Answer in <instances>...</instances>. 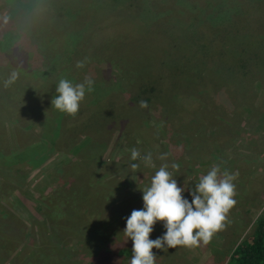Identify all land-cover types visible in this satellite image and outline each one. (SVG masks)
<instances>
[{
    "label": "rangeland",
    "instance_id": "obj_1",
    "mask_svg": "<svg viewBox=\"0 0 264 264\" xmlns=\"http://www.w3.org/2000/svg\"><path fill=\"white\" fill-rule=\"evenodd\" d=\"M15 4L19 5L12 14V5L0 4V18L14 16L12 39L23 33L32 50L41 46L47 60L51 63L55 57L59 66L53 64L56 70L36 86L42 72L48 71L46 60L42 58L44 67L31 59L21 64L18 60L26 52L17 51L12 71H2L6 79L0 82V151L12 154L10 158L17 162L18 155L26 158L40 140L45 149L30 164L11 163V168L19 166L17 171L24 169L22 174L3 173L0 167V207L31 235L30 244L24 245L17 231L19 243L11 239L16 248L5 256L4 264H58V256L66 251L79 264H129L132 245L122 232L125 218L142 207L139 190L162 164L169 166L177 185L185 187V196L214 165L221 172L235 173V204L207 244L152 249L155 264H226L264 214V73L260 69L264 0H15ZM217 16L220 19L212 21ZM228 27L233 35L226 36ZM198 30L214 39L213 45H204L207 51L195 39ZM94 43L108 50L102 56L87 52ZM115 56L124 62V69L117 66L120 72L114 64L102 63L103 58ZM228 58L245 61L246 74L234 78L235 73L226 68ZM67 62H81V68L89 66L91 71L73 68L75 76H71ZM20 67L28 68L22 70L25 78L15 75L12 83L3 86ZM102 73L109 83L125 87L126 91L112 92L116 105L127 103L132 84L155 83L165 92L151 97L146 110L137 108L138 114L129 113L102 129L65 131L54 146L49 138H40L44 127L41 131L36 127L43 123L52 134L50 120L39 119L32 130L25 128L29 109L63 116L50 105V91L39 90L48 78L46 90L61 78L74 84L90 78L92 91L85 95L100 97L109 89ZM233 78L228 86L223 83ZM227 87L232 99H237L233 104L226 97ZM83 100L79 107L84 112ZM214 129L221 136L218 140L213 138ZM132 148L141 156L150 153L152 164L131 161ZM130 163L139 167L130 169ZM173 163L176 169L171 168ZM79 178L80 184L72 182ZM34 222H43V232H37ZM163 232L162 222H157L149 238Z\"/></svg>",
    "mask_w": 264,
    "mask_h": 264
},
{
    "label": "trees",
    "instance_id": "obj_2",
    "mask_svg": "<svg viewBox=\"0 0 264 264\" xmlns=\"http://www.w3.org/2000/svg\"><path fill=\"white\" fill-rule=\"evenodd\" d=\"M49 1H52V0H49ZM132 1L133 0H130V3ZM12 2H14V3H12ZM6 3L12 5V8H11L12 11H10L11 14H12V12H15L14 6H16V8H18L17 6L19 5V4L18 5L15 4V0H0V4L4 5ZM47 4L48 3H46V5ZM125 6H134V5L129 4V3L128 4L125 3ZM46 7H51V6H46ZM22 8H23V6H22ZM25 9H27V8L25 7ZM13 17L14 16L8 15L6 17L0 18V82H2V80L6 79V76L4 75V73L2 71L5 69L12 71V67H11L12 66V59L13 60L15 59V62H17V59L15 57V53L17 51H20L19 53H23V52L25 53L26 52L25 57L22 58V60H18V61H21V64L28 61V59H31L32 64L38 63L39 65L44 67V65L41 63L42 58H43V60H46L47 63L45 62V66L48 69V71L42 72L45 74L43 76L42 75L40 76V82L37 83V85H36V86H38L42 81H44V77L47 76V73L49 74L52 72V70H56L57 66H55V65L59 66V64L56 61L57 59L54 57L53 60L51 61V63H52V65H51V63L47 60L48 56L46 57V54H44V52L41 50V46L37 47V50L36 49L32 50V48H30V46H29V41L25 40L26 38H25L23 33H19V34H21V36L17 40L12 39L11 31L15 32V29H14L15 24L13 21V19H14ZM218 17L219 16H217V18H213L212 21H217L218 19H220ZM12 25L14 27H12ZM224 32H229L226 34V36L227 35H233V33H234V32H232L231 27L225 28ZM10 35H11V37H10ZM195 39L197 40L198 45L200 46L201 49L207 48V47H204V45L205 46L207 45L209 47V45H213V43H214V39L212 38V36L203 30H198L195 33ZM25 44H27V46H25V48H24ZM260 45L264 47V44H260ZM19 46L22 47V49L19 48ZM107 50H108V48H106L102 43L101 44L100 43H94L92 45L91 49L87 50V52L98 53L102 56V54ZM204 50H206V49H204ZM32 53L34 55H32ZM102 60L101 61L103 64L104 63H106V65L114 64V67H117L118 65L119 66L122 65L121 68L124 69V67H123L124 62L121 59L117 58L116 56L103 58ZM228 60H229V62H227V61L225 62L226 68H227L228 72L235 73L234 78H236L240 73L242 74V76H244L246 74L247 69L245 68V66H246L245 61H233V59H229V58H228ZM235 60H238V59H235ZM250 60H251V62L254 61V60H252V58ZM91 61H93L91 58H87L88 63H92ZM102 63L100 66H102L103 70L106 71V66H104ZM260 63H263V64H261L262 68H260V69H262L263 73H264V60H260ZM53 64H55V65H53ZM66 64H68V62ZM214 64H217V63H214ZM249 65H250V63H249ZM16 68L18 69V67H16ZM26 68L27 67H25V68L20 67L19 68L20 70L19 71L17 70L16 73L17 74L19 73L18 75L16 74L17 78H20V77H21V79L25 78L22 75V70H24ZM31 68H33V67H31ZM67 68H68L67 72L71 76H75L74 74L72 75V73H71V70H74V69H76L78 72H84V70L91 71L89 66L85 67V69L84 68H77L75 62H73ZM117 68L120 72V67H117ZM225 74H227V73H223L222 76H224ZM36 76H37V74L33 70L32 71V77L35 78ZM81 76H83V75L81 74V75L76 76V77H81ZM119 76H120V74H119ZM102 77H103V80H102L103 83L107 84L109 86V89L106 90V92H104L105 94L102 93L100 95V97H99L98 93L94 94L93 97H88L87 95H85L87 98H85L86 101L83 100V104H86V110L84 112H83L84 107L82 109L79 107L78 111L74 115H68L66 113H62L63 116H58V112H56V113L50 112L49 113L47 110L35 111L33 109L28 108L29 110H27V111L29 113L27 111H25L26 112L25 115L28 118V121H27V124L25 125V128L27 130H30V129L32 130L33 127L35 126L34 123L37 122L39 119L50 120L52 127H53V130H54V131L52 130L53 131L52 134H49L46 132V129H45V126H43L44 125L43 123H42L43 125L40 124L39 126H36V127H38L40 129V131L42 130V127H44V130H42V132L40 133V138H42V139L43 138H49L50 139V146H54L55 145V139L57 138V136H60L61 133L64 134L65 131H68L70 133H83V132H86L88 129H90V130L91 129H95V130L102 129V128L106 127L107 125H109L110 123L117 121V119H126L125 117L128 116L129 113L138 114L139 112H137V108H141L139 106V101L144 100L148 103L150 101L151 97H154L155 95L158 96L160 94V92H165L164 89L158 90L155 83H151V85L142 84V83H139V85L132 84L131 86H128L129 97H128L127 103L121 101L120 104L116 105L115 102L113 101V98H112L113 97L112 92L114 91V89L116 90L118 88H120L122 91H126L125 87H116V84L109 83V80H105L103 73H102ZM234 78L232 80H224L223 83L226 86H228L229 83H233ZM48 83H50L49 78L47 80V85L46 86L44 85V87L40 86L39 90H41L43 92L44 91H46V92L50 91V94L53 97L55 95V86L52 89L54 84L50 85V89L46 90L45 88L49 87ZM110 84H113V85H110ZM36 86H35V88H36ZM35 88L32 87V90ZM225 92H227L226 97L228 98L230 103L233 104V103H235V101H237L236 98L234 100L232 99L233 96L229 93L228 87L226 88ZM24 107L27 108V106H24ZM24 107L22 109L25 110ZM122 109H124L126 111L122 113ZM142 109H143V111L146 110L145 108H142ZM216 111L219 112V110H216ZM48 114H49L50 119H48ZM22 115H24V114H22ZM212 115L214 116V113ZM217 118L218 117H216V123H217ZM220 119H222V118L220 117ZM30 120H32V121H30ZM210 121H212L210 123H212V124L214 123L212 127H215V125H216L215 119L211 118ZM211 131H213V138L214 139L217 138V140H218L221 137L216 132L218 130L214 129ZM216 134L218 136H216ZM43 147H44V144L42 143V140H40L39 143L36 142L35 144H33L32 151L27 155L26 158H24V155H18L17 156L18 157V159L16 160L17 162H13L14 159L10 158V155H12V154H7L2 149L0 151V160H1L0 161V167H2L3 170H1V171H3V173H8L10 175H11V173H13V174L21 173L22 174V170L24 171V169H20V171H17L19 166L17 167V169L11 168V166H14V165H11V163L15 164L18 162L25 161V162H27V164H30L32 161H37L38 159H40V157H42L41 155L44 153L43 150H45V149ZM1 152H2V154H1ZM69 180H72V179H69ZM80 181H81L80 178L76 181L72 180V182H74L76 184H80ZM34 226L37 229L38 233H40L41 230L43 232V229H44L43 222H38V223L34 222ZM47 230L49 231V229H47ZM17 231L19 232V236H18ZM17 236H18V239L21 240L20 242H22L24 245H26V243L30 244L31 235L27 232V230L24 229L23 227L19 228L17 226L16 220L13 219L11 214H9V212L4 211L3 208L0 207V264H4L5 263V260H4L5 256H7V254L10 251L12 252L15 250V248H16L15 244H13L11 239L15 240L16 243H19V240H16ZM48 237H51V236H48ZM20 251H19V253H20ZM33 253H35V251H33ZM66 253H67V251L64 254H61L58 256L59 257L58 258V262H59L58 264H79L77 262L71 261L73 259V257L69 256ZM37 255H39V254H37ZM31 256L32 255H30V257ZM42 260L45 261V259H42ZM226 264H264V214H262L261 216H259L255 220L253 231L251 232V234H249L247 237L243 238L235 246V248L232 250Z\"/></svg>",
    "mask_w": 264,
    "mask_h": 264
},
{
    "label": "clouds",
    "instance_id": "obj_3",
    "mask_svg": "<svg viewBox=\"0 0 264 264\" xmlns=\"http://www.w3.org/2000/svg\"><path fill=\"white\" fill-rule=\"evenodd\" d=\"M76 67L81 68L83 64L77 62ZM15 75L13 73L4 81L3 86L12 83ZM92 86L93 81L87 77L75 84L61 78L56 83L50 105L60 112L74 115L86 91H92ZM139 106L146 108L147 102L141 100ZM129 159H142L146 164H152L151 154L141 156L136 148L130 150ZM128 167L137 169L139 165L130 163ZM177 167L175 163L171 164L172 169ZM235 179V173L221 172L220 166L214 165L193 188L187 190L185 196V187L178 186L169 166L162 164L152 175L150 183L142 191L139 190L142 207L133 209L125 218L122 232L132 245L129 264H155L156 255L152 249L167 251L176 246L207 244L213 233L223 227L225 214L235 204ZM157 222H162L164 232L150 239Z\"/></svg>",
    "mask_w": 264,
    "mask_h": 264
}]
</instances>
